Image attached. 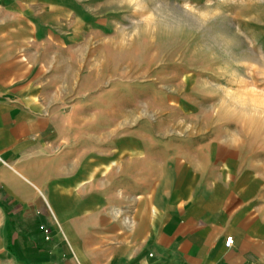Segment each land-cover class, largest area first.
Wrapping results in <instances>:
<instances>
[{"label": "crops", "instance_id": "obj_1", "mask_svg": "<svg viewBox=\"0 0 264 264\" xmlns=\"http://www.w3.org/2000/svg\"><path fill=\"white\" fill-rule=\"evenodd\" d=\"M103 66L104 0H0V264H264L262 184L225 149L129 193L140 149L80 140Z\"/></svg>", "mask_w": 264, "mask_h": 264}, {"label": "rangeland", "instance_id": "obj_2", "mask_svg": "<svg viewBox=\"0 0 264 264\" xmlns=\"http://www.w3.org/2000/svg\"><path fill=\"white\" fill-rule=\"evenodd\" d=\"M100 74L70 110L104 160L124 144L140 149L143 182L126 179L129 193L225 149L222 159L260 179L264 204V0H104Z\"/></svg>", "mask_w": 264, "mask_h": 264}, {"label": "built area", "instance_id": "obj_3", "mask_svg": "<svg viewBox=\"0 0 264 264\" xmlns=\"http://www.w3.org/2000/svg\"><path fill=\"white\" fill-rule=\"evenodd\" d=\"M229 241H231V242L229 243ZM231 243H232V238H228L227 241H226V244L230 245Z\"/></svg>", "mask_w": 264, "mask_h": 264}, {"label": "snow or ice", "instance_id": "obj_4", "mask_svg": "<svg viewBox=\"0 0 264 264\" xmlns=\"http://www.w3.org/2000/svg\"><path fill=\"white\" fill-rule=\"evenodd\" d=\"M231 241H229V243H230Z\"/></svg>", "mask_w": 264, "mask_h": 264}]
</instances>
